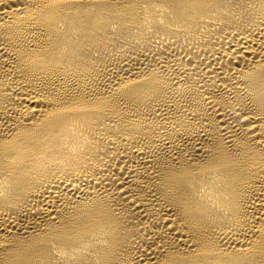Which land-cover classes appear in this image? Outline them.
Here are the masks:
<instances>
[{"label":"bare ground","instance_id":"bare-ground-1","mask_svg":"<svg viewBox=\"0 0 264 264\" xmlns=\"http://www.w3.org/2000/svg\"><path fill=\"white\" fill-rule=\"evenodd\" d=\"M0 264H264V0H0Z\"/></svg>","mask_w":264,"mask_h":264}]
</instances>
